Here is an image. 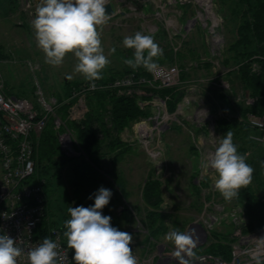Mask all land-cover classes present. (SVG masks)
I'll use <instances>...</instances> for the list:
<instances>
[{
	"label": "rangeland",
	"instance_id": "rangeland-1",
	"mask_svg": "<svg viewBox=\"0 0 264 264\" xmlns=\"http://www.w3.org/2000/svg\"><path fill=\"white\" fill-rule=\"evenodd\" d=\"M181 1L109 0L113 14L102 32L105 54L108 55L113 47L116 49L114 54L108 55L111 63L105 69L112 72L125 70L123 59L130 58L133 50L123 46V39L125 36L134 35L137 31L153 36L163 30L167 34L166 37L168 36V39L173 41L174 46L180 47V44H186L181 48L186 54L184 63L188 76L186 79L180 77L178 85L185 90V95L178 103L176 110L170 112L167 102L157 96L140 101L141 107L148 108L149 115L139 119L143 120L140 125L139 123L135 125L136 121L132 122L120 134V138L133 148L127 154L126 159L116 164L117 170L124 173L129 196L128 198L120 197L113 205L114 207H109L112 208V217L116 221L125 211L123 207L128 208L130 212L125 213L128 219L125 221L120 219L113 227L137 235L133 237V242H137L138 237L147 234L146 228L140 223L144 212L140 208L144 207L141 199L142 186L149 175L162 183L161 207L168 216L165 222L169 230L182 229V232L188 231L189 228L198 230L202 227V219L214 213L217 214L221 207L227 210L239 206L235 204V199L231 202L224 200L214 188L213 177L216 174L211 169L205 170L201 167V161L205 160L209 153L215 151L219 137L224 135V132L218 131L216 126V121L223 117L221 109L207 98L208 96L214 100V92L222 89L219 80L223 76H220L219 68L214 67L212 63L207 69L192 59L190 54L187 55V49L193 48L198 50L203 57H207L203 52V45L208 43L209 50L210 35L208 32L215 20L212 17L210 20L207 19L204 12L197 15L200 12V4L204 1L210 3L207 10H212L214 13L215 8L216 14L221 17L216 32L220 37L222 36L225 50L231 37L225 25L226 16H223L227 10L223 9L224 6L218 7L220 6L218 0ZM38 2L39 0H0L2 71L13 79L12 85L15 86L12 87L13 90L16 91L19 86L22 87L26 90V98L35 104H37L36 84L42 90L46 100L51 101L62 92L63 80L71 82L84 79L82 75L74 71L76 60L71 54L65 57L63 64L59 67L45 63L44 54L37 47L34 30L31 27ZM201 36H203L204 44L201 42ZM155 41L159 45L162 43V39H155ZM207 58L209 61L212 58L210 53ZM28 63H31L32 67L35 66L34 71ZM229 81L232 92H227L232 103L237 104L233 98L242 92L241 86L233 77ZM79 91V88L74 90V95L80 100L68 112L71 119H80L86 111L84 95L81 97ZM245 146H247L245 150L247 159L254 168L251 185L258 196H264V146L261 148L259 145L251 148L248 144ZM75 152L74 148V153H65L73 156L77 155ZM106 165L107 168L113 169L110 163ZM99 188L101 187H95L86 193L85 198L89 195L94 198L93 194ZM67 190L70 191V187ZM71 205L74 207L75 204ZM53 214L59 215L58 208H54ZM231 229L228 218L222 217V221L215 224L213 230L226 233ZM165 236L161 235L155 242L152 248L153 256H157L161 261L167 260L178 264V261L171 258L174 246L164 239ZM198 236L200 242L195 249L196 259L207 254L197 252V250H204L211 242L208 232L204 236Z\"/></svg>",
	"mask_w": 264,
	"mask_h": 264
},
{
	"label": "trees",
	"instance_id": "trees-1",
	"mask_svg": "<svg viewBox=\"0 0 264 264\" xmlns=\"http://www.w3.org/2000/svg\"><path fill=\"white\" fill-rule=\"evenodd\" d=\"M227 11L225 25L231 34L229 42L224 51L222 67L229 68L226 74L228 80L235 78L241 86L243 94L255 98L251 106L244 102L232 103L229 93L218 89L214 92V100L207 96L208 100L223 112L227 117L216 121L218 131L233 132L234 143L238 145V151L245 153L249 148L264 143H256L249 136L254 133L244 121L247 113L264 114V0H218ZM163 30L153 35L154 39H162L161 45L163 56L157 61L159 64H175L180 68L181 79H186L185 71L186 54L183 53L182 45L174 46L173 41L166 37ZM190 57L199 62L207 69L211 67L209 60L200 61L199 52L195 49H187ZM133 55V54H132ZM131 55V57H132ZM130 57V58H131ZM1 58V52H0ZM236 66V69L232 67ZM133 73L136 78L149 79L151 73L144 68L133 70L125 65L123 72H112L104 70L103 78L98 80L99 84H107L118 76ZM63 90L55 96L56 106L54 115L50 116L42 131L32 136L34 146L33 159L35 172L29 182L43 180L44 216L36 229V236L44 239L49 238V229L58 227L62 231L63 242L67 245L63 233L64 221L70 219L67 209L72 206L89 207L94 204V198H85L86 193L95 187L105 186L113 193L110 203L102 210L104 215L111 216L112 226L120 219L127 220L129 213L127 207L120 219L116 221L112 215L111 207H114L120 197L128 198L126 183L123 174L117 170V163L126 159L131 152L132 145L123 141L120 134L132 123L149 115L147 107H141L140 101H146L157 96L167 102L168 110H176L178 103L185 95V90L179 85L174 87L153 88L146 84L136 85L127 93L125 89L116 87H104L93 91L82 92L84 95L86 111L80 119H71L68 112L78 103L79 97L74 95V90L80 88L85 79L63 80ZM140 92H142L140 94ZM25 97V94L19 95ZM80 97V98H81ZM57 117L61 121L60 129H55L53 120ZM67 130L71 133L75 154L67 155L62 149L59 141V133ZM264 152V151H263ZM263 154H261L262 156ZM109 161V162H107ZM110 163L113 169L107 168ZM250 164V160L247 159ZM252 163V162H251ZM110 167V165H109ZM70 187V191L67 190ZM162 183L149 175L143 183L141 195L144 210L140 223L147 230V240L158 241L161 235H166L169 230L165 220L168 216L163 212ZM197 190V187H196ZM75 193V194H74ZM235 204L241 206L248 219L245 231L264 227V196H258L252 185L240 190ZM111 206V207H109ZM54 208H58L59 215L53 214ZM139 209V210H140ZM138 210V211H139ZM61 212V213H60ZM173 230V229H172ZM180 229L179 231H181ZM210 244L203 250L197 252L211 253L225 260H230L231 230L226 233L212 230L209 233ZM153 246L155 243H151ZM71 250V249H70ZM71 250V255L73 256Z\"/></svg>",
	"mask_w": 264,
	"mask_h": 264
},
{
	"label": "clouds",
	"instance_id": "clouds-1",
	"mask_svg": "<svg viewBox=\"0 0 264 264\" xmlns=\"http://www.w3.org/2000/svg\"><path fill=\"white\" fill-rule=\"evenodd\" d=\"M107 5L109 0H39L31 21L45 63L59 67L68 54L73 55L76 60L74 71L82 75L92 89L111 63L108 55L116 51L113 47L106 55L102 43L103 29L111 20ZM123 46L133 50L131 58L123 59L125 65L133 70L142 67L150 73L158 69L157 61L163 56V49L152 35L137 31L124 37ZM233 135L232 131H227L219 137L215 151L201 161L203 169H211L216 174L214 188L228 202L239 197L240 190L252 183L254 174V168L247 163V154L238 151ZM93 195L92 206L67 209L70 219L64 221L66 231L63 235L67 247L74 253L72 260L75 264H138L131 247L133 235L113 227L111 216L102 212L113 193L101 187ZM164 239L174 246L171 258L178 264H195V249L200 242L196 229L189 228L185 232L173 229ZM257 241L251 261L264 264V237ZM59 249L57 242L45 237L25 252L15 239L0 234V264H20L21 259L26 264H63L64 257Z\"/></svg>",
	"mask_w": 264,
	"mask_h": 264
},
{
	"label": "built area",
	"instance_id": "built-area-1",
	"mask_svg": "<svg viewBox=\"0 0 264 264\" xmlns=\"http://www.w3.org/2000/svg\"><path fill=\"white\" fill-rule=\"evenodd\" d=\"M207 2H201L200 12L197 15L204 12L207 19L210 20V17H212L215 20V23L209 27L208 32L210 35L209 53L212 57L210 62L214 67L219 68L220 76H223L219 80L222 89L231 93L232 87L226 76L229 68L224 69L222 67L225 51L224 41L221 39L222 36L220 37L216 32L221 17L216 14L215 8L214 13H212V10H207V6L210 4ZM28 65L34 71L35 66L32 67L31 63H28ZM236 68V66L232 67V69ZM180 72V68L175 64H159L158 69L151 73L149 79L136 78L133 73H128L123 77L113 79L107 84H99L95 81V89H92L90 83L86 81L79 88V92L82 94L85 91L110 86L125 89L127 93H130V89L139 84H146L153 88L174 87L180 83ZM36 86L37 104L28 98L7 95L3 74L0 70V234H7L15 239L17 245L22 247L25 252L43 241L41 237L36 236V229L44 216V181L29 182L35 172L32 136L34 134L38 135L42 131L49 117L54 115L56 106V101H47L40 87L37 84ZM233 100L251 106L254 104L255 98L243 94L242 91ZM221 115L227 117L228 114L221 111ZM142 121L137 120L134 124L139 123L140 125ZM244 121L254 130V133L249 136L250 140L256 143H264V114L249 112L246 114ZM54 125L56 129L61 127L62 124L59 118H54ZM61 134L59 135V141L62 149L65 152L74 153L71 134L67 130ZM252 137H259V139H253ZM222 217L228 218L232 227L231 238L233 241L230 244V260L207 253L196 259L195 264H254L251 261V253L257 248V238L264 237V227L245 231L248 219L242 207L237 206L227 210L221 207L217 214L214 213L212 216L202 219L203 228L198 226L197 235L204 236L207 232L209 234L214 229V225L222 221ZM49 238L60 245L59 250L64 257L63 264H75L72 260L71 250L63 242L60 228L51 227ZM20 264H26V261L21 259ZM145 264L176 263L159 259L155 261L149 258L145 261Z\"/></svg>",
	"mask_w": 264,
	"mask_h": 264
},
{
	"label": "crops",
	"instance_id": "crops-1",
	"mask_svg": "<svg viewBox=\"0 0 264 264\" xmlns=\"http://www.w3.org/2000/svg\"><path fill=\"white\" fill-rule=\"evenodd\" d=\"M202 37L201 36V42L204 44L203 40H202ZM204 39V38H203ZM207 45H203V49L205 52L204 54L207 55V57L209 56V50H208V43H206ZM181 45V44H180ZM197 52H199L197 50ZM207 57H203V55L199 52V59L200 61H206L208 60ZM204 58H207L206 60H204ZM2 64H3V58H0V70L3 74V78H4V83H5V93L7 95H10V96H15V97H20L19 95L21 94H25L26 93V90L23 89L22 87L19 86V88H17L16 91L13 90V86L12 85V78L8 75H6L5 73H3L2 71ZM15 87V86H14ZM22 90V91H21ZM26 95V94H25ZM27 96H25L26 98ZM120 174H124L123 172L119 171ZM124 176V175H123ZM125 178V176H124ZM75 194V193H74ZM230 223V222H229ZM130 230V229H129ZM130 234H132L130 231H129ZM137 237V235H133V237ZM147 234H144L142 237H138L139 239H137V242H132L131 244V247L134 251V254L135 256L137 257L138 259V264H145V261L149 258L151 259H154L155 261L158 259V257L156 256H153V245L151 243H155L156 241H154L153 239H149L147 240L146 237Z\"/></svg>",
	"mask_w": 264,
	"mask_h": 264
},
{
	"label": "water",
	"instance_id": "water-1",
	"mask_svg": "<svg viewBox=\"0 0 264 264\" xmlns=\"http://www.w3.org/2000/svg\"><path fill=\"white\" fill-rule=\"evenodd\" d=\"M106 11L108 12V14H113V10H112V7H111V4L109 3V5L106 6Z\"/></svg>",
	"mask_w": 264,
	"mask_h": 264
}]
</instances>
